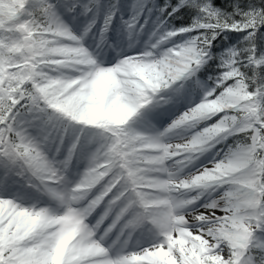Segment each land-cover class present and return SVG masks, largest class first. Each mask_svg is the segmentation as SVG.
<instances>
[{
  "label": "snow or ice",
  "instance_id": "snow-or-ice-1",
  "mask_svg": "<svg viewBox=\"0 0 264 264\" xmlns=\"http://www.w3.org/2000/svg\"><path fill=\"white\" fill-rule=\"evenodd\" d=\"M0 264H264V0H0Z\"/></svg>",
  "mask_w": 264,
  "mask_h": 264
}]
</instances>
